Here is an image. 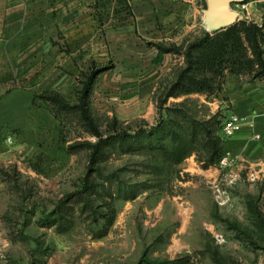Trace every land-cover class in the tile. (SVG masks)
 <instances>
[{
	"label": "rangeland",
	"instance_id": "1",
	"mask_svg": "<svg viewBox=\"0 0 264 264\" xmlns=\"http://www.w3.org/2000/svg\"><path fill=\"white\" fill-rule=\"evenodd\" d=\"M88 1L96 32L74 86L59 93L68 106L54 118L40 112L22 141L15 131L0 134L2 264H264V165L233 150L238 133L223 132L228 78L254 73L226 70L214 93L169 94L187 47L205 31L206 0H198L199 35L169 40L164 49L142 36L145 5L153 13L160 7L154 0ZM232 8L238 22L264 29V0ZM122 26L134 32L136 67L117 57L113 39L129 41L126 32L116 34ZM261 49L264 58V40ZM40 90L48 98L58 93ZM142 129L149 132L119 137ZM100 138L108 142L93 160Z\"/></svg>",
	"mask_w": 264,
	"mask_h": 264
},
{
	"label": "crops",
	"instance_id": "2",
	"mask_svg": "<svg viewBox=\"0 0 264 264\" xmlns=\"http://www.w3.org/2000/svg\"><path fill=\"white\" fill-rule=\"evenodd\" d=\"M154 1L160 5L154 13L152 4L145 3L143 18L149 17V21L143 29L147 34L142 35L144 39L158 45L199 35L198 0ZM89 4L88 0H0V134L15 131L22 141V132H33L40 124V112L54 118L46 104L37 102L38 95L42 89L67 96L66 87L74 86L76 75L87 61L88 37L96 32L88 25L89 10L92 15ZM118 30L116 34L126 32L129 41L126 44L127 39L122 37L113 39L117 57L122 55L128 68L136 67L138 51L131 48L130 41L134 32L124 26ZM63 41L68 47L61 49ZM223 94L227 99L222 107L229 115L237 113L248 121L232 138L233 150L263 166L264 80L229 77ZM253 134H260V138L252 140Z\"/></svg>",
	"mask_w": 264,
	"mask_h": 264
},
{
	"label": "trees",
	"instance_id": "3",
	"mask_svg": "<svg viewBox=\"0 0 264 264\" xmlns=\"http://www.w3.org/2000/svg\"><path fill=\"white\" fill-rule=\"evenodd\" d=\"M264 40V29L254 23L240 21L234 25L215 33L205 30L202 36L189 44L186 49V67L179 74L176 83L171 87L170 95H187L191 93H214L219 89L215 88L217 77H220L228 70L232 74L254 73V78L264 80V58L261 49V41ZM164 49L162 44H158ZM249 51L252 55H249ZM92 77L85 84V92L91 88ZM89 91V90H88ZM52 93L48 98L38 96L49 104V109L56 116L68 106V102L59 93ZM84 97L82 99V102ZM53 102V103H52ZM84 118L91 124L84 106L82 107ZM159 127L149 129L152 132L158 131ZM142 129L135 135L127 132L119 134L120 138H139L148 133ZM96 135L101 137L98 131ZM111 139V137H110ZM108 142L100 138L94 146L92 159L98 157L103 145Z\"/></svg>",
	"mask_w": 264,
	"mask_h": 264
},
{
	"label": "water",
	"instance_id": "4",
	"mask_svg": "<svg viewBox=\"0 0 264 264\" xmlns=\"http://www.w3.org/2000/svg\"><path fill=\"white\" fill-rule=\"evenodd\" d=\"M243 1L245 0H206V7L202 10L205 29L215 33L237 23L240 14L232 8V4Z\"/></svg>",
	"mask_w": 264,
	"mask_h": 264
},
{
	"label": "built area",
	"instance_id": "5",
	"mask_svg": "<svg viewBox=\"0 0 264 264\" xmlns=\"http://www.w3.org/2000/svg\"><path fill=\"white\" fill-rule=\"evenodd\" d=\"M246 122H247L246 117L241 116L237 113H232L225 120V123L223 126L224 135L227 137L234 136L235 134L239 133L243 129ZM255 138L259 139L260 134H255ZM8 140L10 141L11 138L9 137ZM228 162H229L228 156H224L221 160V163L223 165L228 164ZM0 264H2L1 258H0Z\"/></svg>",
	"mask_w": 264,
	"mask_h": 264
}]
</instances>
